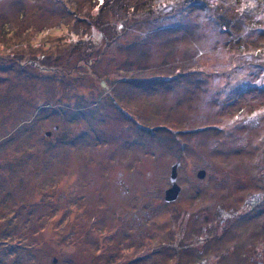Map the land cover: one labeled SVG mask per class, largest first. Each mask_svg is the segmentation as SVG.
Returning <instances> with one entry per match:
<instances>
[{"label":"rangeland","instance_id":"rangeland-1","mask_svg":"<svg viewBox=\"0 0 264 264\" xmlns=\"http://www.w3.org/2000/svg\"><path fill=\"white\" fill-rule=\"evenodd\" d=\"M0 264H264V0H0Z\"/></svg>","mask_w":264,"mask_h":264},{"label":"water","instance_id":"water-1","mask_svg":"<svg viewBox=\"0 0 264 264\" xmlns=\"http://www.w3.org/2000/svg\"><path fill=\"white\" fill-rule=\"evenodd\" d=\"M199 175L204 176V173L201 172L199 173ZM170 181L172 182V187L168 189L166 192V196H165L166 201L175 199L180 191L179 186L176 184V166L172 168Z\"/></svg>","mask_w":264,"mask_h":264}]
</instances>
